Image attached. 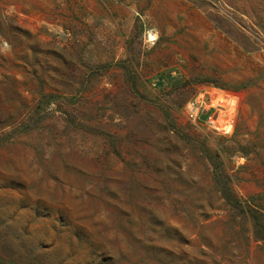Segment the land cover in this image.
Returning a JSON list of instances; mask_svg holds the SVG:
<instances>
[{"label":"rangeland","instance_id":"374dc122","mask_svg":"<svg viewBox=\"0 0 264 264\" xmlns=\"http://www.w3.org/2000/svg\"><path fill=\"white\" fill-rule=\"evenodd\" d=\"M0 264H264V0H0Z\"/></svg>","mask_w":264,"mask_h":264},{"label":"built area","instance_id":"2783aa9c","mask_svg":"<svg viewBox=\"0 0 264 264\" xmlns=\"http://www.w3.org/2000/svg\"><path fill=\"white\" fill-rule=\"evenodd\" d=\"M199 106L196 103H189L188 105V116L193 121H196L198 117Z\"/></svg>","mask_w":264,"mask_h":264},{"label":"bare ground","instance_id":"6f19581e","mask_svg":"<svg viewBox=\"0 0 264 264\" xmlns=\"http://www.w3.org/2000/svg\"><path fill=\"white\" fill-rule=\"evenodd\" d=\"M152 36H154V35H152ZM221 99V98H220ZM223 100H225V99H223ZM233 104V103H232ZM233 108V107H232ZM231 112V111H230ZM222 125V124H221Z\"/></svg>","mask_w":264,"mask_h":264}]
</instances>
